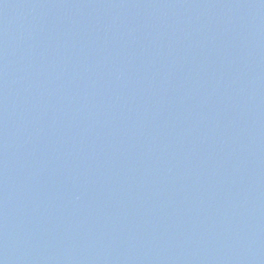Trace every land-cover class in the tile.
<instances>
[{
    "label": "water",
    "instance_id": "1",
    "mask_svg": "<svg viewBox=\"0 0 264 264\" xmlns=\"http://www.w3.org/2000/svg\"><path fill=\"white\" fill-rule=\"evenodd\" d=\"M0 264H264V0H0Z\"/></svg>",
    "mask_w": 264,
    "mask_h": 264
}]
</instances>
